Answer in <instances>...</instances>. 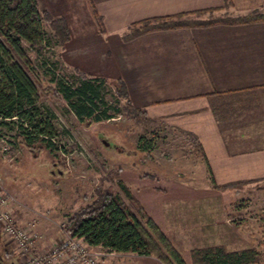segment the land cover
<instances>
[{
	"label": "rangeland",
	"instance_id": "374dc122",
	"mask_svg": "<svg viewBox=\"0 0 264 264\" xmlns=\"http://www.w3.org/2000/svg\"><path fill=\"white\" fill-rule=\"evenodd\" d=\"M52 1L55 4L39 0L37 7L41 10L50 5L49 13L65 20L66 42L60 44L43 22L42 43L29 46L23 42L21 60L34 85L39 116L58 133L49 139L38 136L28 142L20 137L18 141L15 119L13 123H0V180L12 198L14 215L22 222L38 225L40 236L49 239L57 232L62 234L67 217L90 203L98 187L108 189L132 209L120 189L123 184L185 261L191 247L220 243L234 250L253 247L262 255L256 264H264L261 213L242 199V192L234 202L220 204L226 197L219 199L220 195L212 193L194 139L121 109L124 100L115 91L116 83L103 76L102 54L109 45L96 33L91 11L77 0ZM9 61L16 60L10 55ZM82 79L92 81L95 98L101 102L91 116L104 108L110 118H76L57 84L61 82L75 92L73 101L81 97L76 90ZM116 170L120 183L109 177ZM215 218L220 220L218 224ZM226 224L234 227L231 237L227 236ZM213 225L222 236L213 234ZM202 227L208 232L203 237L199 236ZM5 246L12 248L6 239ZM141 258L106 254L100 264H131L141 262ZM18 260L14 253L3 258L4 263L19 264Z\"/></svg>",
	"mask_w": 264,
	"mask_h": 264
},
{
	"label": "crops",
	"instance_id": "0c3cea01",
	"mask_svg": "<svg viewBox=\"0 0 264 264\" xmlns=\"http://www.w3.org/2000/svg\"><path fill=\"white\" fill-rule=\"evenodd\" d=\"M77 1L98 19L96 33L109 45L102 54L104 78L119 83L148 122L191 133L215 185L248 181L227 191L209 186L219 199L226 197L220 204L234 202L242 192L264 219V22L160 29L122 39L140 20L208 8L225 17L264 13V0ZM49 7L41 10L49 12ZM214 226L213 234L222 236ZM226 228L233 236L234 227ZM205 232L202 227L199 236ZM60 238L58 232L41 237L39 250ZM109 255L131 259L136 254ZM137 256L141 262L131 264H161L152 256Z\"/></svg>",
	"mask_w": 264,
	"mask_h": 264
},
{
	"label": "trees",
	"instance_id": "16d2710c",
	"mask_svg": "<svg viewBox=\"0 0 264 264\" xmlns=\"http://www.w3.org/2000/svg\"><path fill=\"white\" fill-rule=\"evenodd\" d=\"M214 11L216 9L208 8L140 20L130 24L128 31L122 35V39L127 40L139 34L160 29L264 22V13L225 17L214 16L212 14ZM205 14L207 16L202 17ZM95 20L98 23V19ZM43 22L47 23L60 44L66 42L67 24L60 15H52L45 10H39L36 0H0V123L5 124L8 121L13 123L15 119L18 141H21L20 137L28 142L38 136L49 139L58 133L47 120L39 116L33 99L34 85L26 75L27 66L21 60L23 42L29 46L42 43ZM10 55L16 61L10 62ZM57 86L79 121H84V119L98 121L111 117L104 108L91 116L94 109H99L98 103L101 104L95 98L92 81L81 80L80 87L76 90L81 97L73 101L72 97L75 92L70 90L69 86L61 82H58ZM113 86L118 96L124 100L121 106L123 111L133 113L142 121H149L143 110L131 105L119 83L116 82ZM114 113H119L116 107ZM182 133L194 139L191 133L185 131ZM195 143L205 163L210 186L213 189L233 190L241 188L248 182L239 180L215 185L201 147L196 141ZM118 172V170L111 172L109 177L120 183ZM120 189L130 202L132 209L108 189L98 187L90 203L79 207L67 217L63 226L64 230L82 238L89 245L101 246L107 251L152 256L161 264H256L262 260L260 252L253 247L228 250L222 245H208L189 249L188 260L185 261L166 234L131 195L128 188L121 184ZM11 249L5 246V239L0 234V264H17L12 261L3 262V258L8 259L14 253Z\"/></svg>",
	"mask_w": 264,
	"mask_h": 264
},
{
	"label": "built area",
	"instance_id": "2783aa9c",
	"mask_svg": "<svg viewBox=\"0 0 264 264\" xmlns=\"http://www.w3.org/2000/svg\"><path fill=\"white\" fill-rule=\"evenodd\" d=\"M3 150L6 147L3 146ZM12 198L0 180V234L12 247L19 264H100L114 251L89 245L78 236L62 231L61 238L46 250H39L40 234L32 222H22L11 209Z\"/></svg>",
	"mask_w": 264,
	"mask_h": 264
}]
</instances>
